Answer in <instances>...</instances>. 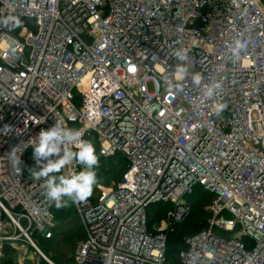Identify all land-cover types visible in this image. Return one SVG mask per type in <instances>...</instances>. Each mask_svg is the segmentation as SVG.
<instances>
[{
	"label": "built area",
	"instance_id": "1",
	"mask_svg": "<svg viewBox=\"0 0 264 264\" xmlns=\"http://www.w3.org/2000/svg\"><path fill=\"white\" fill-rule=\"evenodd\" d=\"M55 123L126 163L97 199L72 201L73 264H168L196 191L208 217L176 264H264V0H0L1 263L54 264L38 246L52 203L27 155Z\"/></svg>",
	"mask_w": 264,
	"mask_h": 264
},
{
	"label": "clouds",
	"instance_id": "2",
	"mask_svg": "<svg viewBox=\"0 0 264 264\" xmlns=\"http://www.w3.org/2000/svg\"><path fill=\"white\" fill-rule=\"evenodd\" d=\"M9 21L17 25L20 23L16 17H8L5 23ZM243 47L244 44L237 40L235 47L232 48L233 54L238 57L239 51ZM177 56L181 61L186 58L180 51L177 52ZM186 71V66L177 65V79H182ZM193 80L199 83L200 76H193ZM208 94L211 95V90ZM225 107L226 105L223 104L217 106V114ZM9 130L10 126L4 125L2 131ZM29 142L34 166L28 172L33 179L43 180L46 199L55 207L64 206L68 200L82 201L91 194L93 186L97 183L95 168L98 166L99 160L95 146L82 138L79 129L65 128L55 123L48 129H41ZM22 145H16L9 151V159L18 172L22 171L20 167L21 154L25 149ZM69 145H73L75 150ZM74 162L83 165V168L79 171L62 174V170Z\"/></svg>",
	"mask_w": 264,
	"mask_h": 264
},
{
	"label": "trees",
	"instance_id": "3",
	"mask_svg": "<svg viewBox=\"0 0 264 264\" xmlns=\"http://www.w3.org/2000/svg\"><path fill=\"white\" fill-rule=\"evenodd\" d=\"M95 146V140L89 138ZM96 154L98 156V166L95 168L97 175V183L93 186L91 194L88 198H92V193L96 192V185H110L117 183L122 179V175L126 170V163L121 158L111 157L102 159L99 157L96 146ZM28 169L34 166L32 153L27 155ZM83 165H81V169ZM29 173V172H28ZM210 203V196L200 191H196L195 195L190 200L191 214L188 221L181 227L173 230L169 234V241L167 245V263L176 264L177 254L183 249V237L197 234L201 231L207 220V213L205 207ZM52 211L55 219V228L53 230L52 238L50 240H40V250L48 256V258L55 264H73V255L77 245L84 240V234L81 229L79 219L77 217L74 205L71 200L62 206L55 207L52 204ZM180 250V251H179ZM0 264H7L1 263Z\"/></svg>",
	"mask_w": 264,
	"mask_h": 264
},
{
	"label": "rangeland",
	"instance_id": "4",
	"mask_svg": "<svg viewBox=\"0 0 264 264\" xmlns=\"http://www.w3.org/2000/svg\"><path fill=\"white\" fill-rule=\"evenodd\" d=\"M148 90L149 92H152L153 91V87L152 85H148ZM113 184V183H112ZM112 184L106 186V185H96L95 189H96V192H93L91 196H93L92 198H90L91 200H95L97 199V197L99 196V188H109ZM99 186V187H98ZM76 250V249H75ZM180 251V250H179ZM179 253V252H178ZM178 255V254H177ZM48 257V256H47ZM39 261H36V263H38ZM40 264V263H39ZM55 264H58L55 262Z\"/></svg>",
	"mask_w": 264,
	"mask_h": 264
}]
</instances>
